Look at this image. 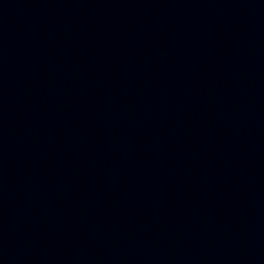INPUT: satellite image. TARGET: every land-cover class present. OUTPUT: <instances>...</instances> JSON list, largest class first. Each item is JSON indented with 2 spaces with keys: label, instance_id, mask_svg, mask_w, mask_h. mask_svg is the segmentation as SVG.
<instances>
[{
  "label": "water",
  "instance_id": "95a60500",
  "mask_svg": "<svg viewBox=\"0 0 264 264\" xmlns=\"http://www.w3.org/2000/svg\"><path fill=\"white\" fill-rule=\"evenodd\" d=\"M0 264H264V0H0Z\"/></svg>",
  "mask_w": 264,
  "mask_h": 264
}]
</instances>
